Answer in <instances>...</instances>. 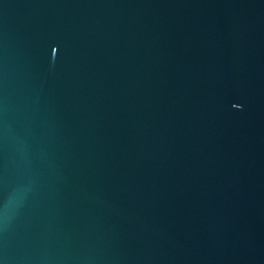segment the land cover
I'll return each mask as SVG.
<instances>
[{
	"label": "water",
	"instance_id": "obj_1",
	"mask_svg": "<svg viewBox=\"0 0 264 264\" xmlns=\"http://www.w3.org/2000/svg\"><path fill=\"white\" fill-rule=\"evenodd\" d=\"M0 264H264V0H0Z\"/></svg>",
	"mask_w": 264,
	"mask_h": 264
}]
</instances>
